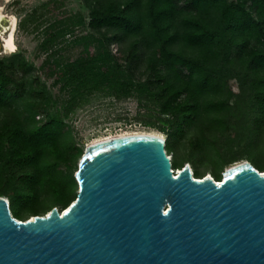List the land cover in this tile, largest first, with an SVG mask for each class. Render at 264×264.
<instances>
[{"label":"trees","instance_id":"1","mask_svg":"<svg viewBox=\"0 0 264 264\" xmlns=\"http://www.w3.org/2000/svg\"><path fill=\"white\" fill-rule=\"evenodd\" d=\"M81 2L88 11L73 25L46 30L45 47L87 29L75 35V58H49L57 94L25 78L29 60L0 56V195L16 217L76 198L85 148L71 118L94 95L135 97L144 124L166 136L173 167L191 162L195 177L209 162L220 180L253 151L264 170V0Z\"/></svg>","mask_w":264,"mask_h":264},{"label":"water","instance_id":"2","mask_svg":"<svg viewBox=\"0 0 264 264\" xmlns=\"http://www.w3.org/2000/svg\"><path fill=\"white\" fill-rule=\"evenodd\" d=\"M64 208L20 219L0 195V264H264V171L175 174L161 133L90 143Z\"/></svg>","mask_w":264,"mask_h":264},{"label":"rangeland","instance_id":"3","mask_svg":"<svg viewBox=\"0 0 264 264\" xmlns=\"http://www.w3.org/2000/svg\"><path fill=\"white\" fill-rule=\"evenodd\" d=\"M87 11L81 0H0V56L11 58L14 53L17 54V57L23 56L31 63V69L25 74V78L36 83L35 77H38L41 84L46 85L57 94L59 85L54 84V77L47 74L49 58L58 57L60 60L75 58L83 49L82 44L74 41L75 35L84 33L87 29L84 25H78L75 27L74 33L57 36L53 45L45 47L43 42L47 37L46 30L52 24H54L55 30L66 24L73 25L79 13L86 14ZM12 18L16 19L14 26L15 50L7 49L4 44V37L9 33ZM112 47L117 50L119 46L115 43L112 44ZM235 117L236 121L243 122L242 111H237ZM141 118H146V116L140 112L135 97L116 99L112 96L94 95L90 102L73 114L71 124L76 139L86 149L93 141L109 136L135 132H161L144 124ZM236 147L238 146L235 143V149ZM254 154V151L252 156L245 153L242 158L231 164L246 159L254 162ZM169 155L173 157V153ZM262 160L264 161V158ZM189 163L192 166V163ZM173 168L176 174L181 167ZM200 170L204 174L203 177L209 174L215 180L220 181L223 179L225 169L221 170L220 180L216 179L211 163L206 162L200 167ZM49 210L40 214H47ZM33 216L34 214L30 213L22 218L27 219Z\"/></svg>","mask_w":264,"mask_h":264},{"label":"bare ground","instance_id":"4","mask_svg":"<svg viewBox=\"0 0 264 264\" xmlns=\"http://www.w3.org/2000/svg\"><path fill=\"white\" fill-rule=\"evenodd\" d=\"M15 18H12V24L10 26V29L8 30L9 33L4 37V44L5 47L9 50H15L16 44L14 39V26H15Z\"/></svg>","mask_w":264,"mask_h":264},{"label":"built area","instance_id":"5","mask_svg":"<svg viewBox=\"0 0 264 264\" xmlns=\"http://www.w3.org/2000/svg\"><path fill=\"white\" fill-rule=\"evenodd\" d=\"M217 181V180H216Z\"/></svg>","mask_w":264,"mask_h":264}]
</instances>
